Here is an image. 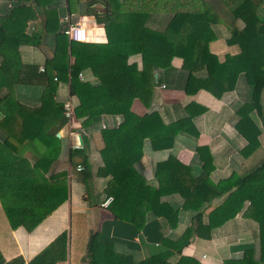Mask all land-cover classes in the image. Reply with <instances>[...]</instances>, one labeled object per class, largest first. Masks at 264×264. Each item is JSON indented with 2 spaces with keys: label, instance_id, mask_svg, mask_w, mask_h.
I'll use <instances>...</instances> for the list:
<instances>
[{
  "label": "trees",
  "instance_id": "obj_1",
  "mask_svg": "<svg viewBox=\"0 0 264 264\" xmlns=\"http://www.w3.org/2000/svg\"><path fill=\"white\" fill-rule=\"evenodd\" d=\"M32 1L44 9L45 30L55 32L54 0ZM66 3L70 12L84 3L86 14L103 24L107 41L78 42L68 40L64 33L57 34V47L53 58L46 62L49 70L44 73L46 84L37 107L21 104L14 95L17 82L29 81L22 75L19 45L40 43V29L26 32L27 22L36 16L29 5L23 4L0 16V132L4 134L0 139V203L10 227L22 226L31 231L67 197L65 173L46 177L60 150L56 134L67 122L63 103L55 99V73L57 78L69 80L70 93L77 100L74 117L82 127L100 115L119 117L115 126L101 130L102 165L98 168L100 175L110 177L104 191L112 197L108 207L115 218L143 228L145 215L150 212L174 226L177 210L160 200L173 193L181 196L184 209L195 212L191 225L181 236L164 239V251L140 264H201L196 258L183 255L182 249L193 234L209 238L211 229L235 216L245 201L248 205L243 215L258 225L259 256L255 258L250 247L242 259L228 260L225 264H264V161L242 176L232 175L217 183L209 177L211 158L202 148L197 149L202 160L197 175L191 166L169 158L156 163L158 186L153 187L136 170L145 139L152 149L158 150L171 147L179 132L195 133L192 105L187 106V117L170 124H165L158 112L148 111L153 75L169 67L174 57L182 59L187 94L206 89L220 95L233 90L238 75L244 74L251 97L238 110L240 119L236 128L247 139V150L255 148L258 129L249 112L261 111L264 0H66ZM155 15L167 18L164 29L150 25ZM214 24L224 25L229 33L227 43L239 46L237 54H228L223 61L209 50V43L216 38ZM186 28L188 31L180 39L172 40L168 35ZM132 55H139L140 65L129 61ZM85 70L94 76L93 81L80 79L79 74ZM202 70L205 76L196 77ZM202 110L199 107L198 111ZM85 160L86 157L80 163L83 169L87 168ZM215 199L220 201L209 211L208 222L203 223V210ZM93 241L91 237L90 254ZM174 255L177 258L171 260ZM93 263L91 259L90 264ZM0 264H22V259L5 261L0 254ZM108 264L127 263L122 256L114 255Z\"/></svg>",
  "mask_w": 264,
  "mask_h": 264
},
{
  "label": "crops",
  "instance_id": "obj_2",
  "mask_svg": "<svg viewBox=\"0 0 264 264\" xmlns=\"http://www.w3.org/2000/svg\"><path fill=\"white\" fill-rule=\"evenodd\" d=\"M17 4L29 5L36 16L27 22L26 32L30 34L38 29L41 32L39 45H19L22 75L29 81L17 82L14 95L21 104L37 107L41 103L46 84L44 73L49 70L46 62L55 54L56 35L63 33L65 24L62 19L70 11L66 0H54L57 24L54 26L56 31L50 32L45 30L44 9L32 0H0V16L7 15ZM74 13L78 16L88 15L85 4L81 3ZM151 20L150 25L164 29L167 18L155 15ZM212 29L216 38L209 43V50L220 61L228 54L235 55L239 52L237 44L227 43L229 33L224 25L214 24ZM187 31L186 28L176 35H168L172 40H177L184 37ZM129 61H136L140 65L139 55L130 56ZM80 74L82 80H94L89 70ZM205 74L202 70L195 76L203 77ZM53 76L57 81L55 99L61 103L70 100L75 106L77 100L70 93L69 80L57 78L55 73ZM153 78V96L148 111L158 112L163 122L170 124L187 117V106L192 105L194 114L191 123L195 133H177L172 146L166 149L154 150L148 139L143 141L142 156L136 164V170L150 186H158L155 177L156 163L169 158L191 166L193 174H199L202 160L198 148H202L206 156L211 158L209 177L213 183L232 175L242 176L264 161V88L260 96V113L256 110L249 112L258 135L257 145L248 151L247 139L236 128L240 119L238 110L251 97V90L243 73L238 75L233 90L220 95L206 89L187 94L184 91L187 76L179 57H174L169 67L155 71ZM4 92L5 90L2 94ZM199 107L203 110L198 111ZM118 122L119 117L105 114L95 117L91 124L82 127L80 120L74 117L71 124L66 122L59 128L58 135L56 134L59 138V154L46 177H60L65 173L67 197L31 231L22 226L11 228L0 203V254L5 261L19 257L22 264H90L93 259V264H108L114 259V255H120L127 264H140L145 258L164 251V239H177L191 225L195 212L182 207L183 199L177 193L160 198L161 202H166L177 210L174 226H170L163 217L147 212L143 228H136L128 221L115 218L108 206H102L107 198L104 189L110 177L98 173V168L102 165L101 130L115 126ZM3 137L4 134L0 132V139ZM85 157L87 168L77 170L76 166L83 164ZM219 201L220 199H215L206 205L202 213L203 223L208 222L209 211ZM247 205L248 201H245L235 216L211 229L209 238H199L193 234L189 244L182 249V254L196 258L201 264H225L228 260L242 259L245 250L251 247L255 258H258L259 229L253 219L243 215ZM61 236L63 239L59 241ZM91 237H94L93 254H90L88 247ZM46 249H49L48 253L39 259ZM176 258L174 255L171 260Z\"/></svg>",
  "mask_w": 264,
  "mask_h": 264
},
{
  "label": "built area",
  "instance_id": "obj_3",
  "mask_svg": "<svg viewBox=\"0 0 264 264\" xmlns=\"http://www.w3.org/2000/svg\"><path fill=\"white\" fill-rule=\"evenodd\" d=\"M62 21L65 24L63 33L72 41L95 43L106 42V37L103 30L104 26L103 24L98 23L93 16H78L74 12H68L63 17ZM40 70L44 71V68L40 67ZM79 76L81 77V74H79ZM63 114L67 120V123L71 124L74 119V105L70 100L63 102ZM76 169L81 171L83 170V166L78 164ZM111 201L112 197L107 196V198L103 201L102 206H108Z\"/></svg>",
  "mask_w": 264,
  "mask_h": 264
},
{
  "label": "water",
  "instance_id": "obj_4",
  "mask_svg": "<svg viewBox=\"0 0 264 264\" xmlns=\"http://www.w3.org/2000/svg\"><path fill=\"white\" fill-rule=\"evenodd\" d=\"M58 135V134H57ZM78 138H79V142L81 143V137H80V135H78Z\"/></svg>",
  "mask_w": 264,
  "mask_h": 264
}]
</instances>
